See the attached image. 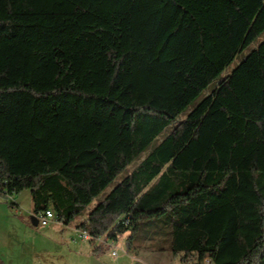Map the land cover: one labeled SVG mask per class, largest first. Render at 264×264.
<instances>
[{
	"label": "trees",
	"instance_id": "obj_1",
	"mask_svg": "<svg viewBox=\"0 0 264 264\" xmlns=\"http://www.w3.org/2000/svg\"><path fill=\"white\" fill-rule=\"evenodd\" d=\"M262 34L264 0H0V194L129 253L264 264V39L178 120Z\"/></svg>",
	"mask_w": 264,
	"mask_h": 264
},
{
	"label": "rangeland",
	"instance_id": "obj_2",
	"mask_svg": "<svg viewBox=\"0 0 264 264\" xmlns=\"http://www.w3.org/2000/svg\"><path fill=\"white\" fill-rule=\"evenodd\" d=\"M264 39V34L254 40L248 47H246L241 53H239L234 61L224 70V72L214 81L204 92L184 111L178 120H181L187 116V114L213 89H215L219 81L231 73V71ZM161 135L156 144L165 137V134ZM143 158V157H142ZM139 161L133 163L128 169L120 173L113 183L96 198L88 208L93 207L96 203L102 201L106 195L130 172L132 171ZM33 202L29 190H23L19 193H15L13 196L0 194V258L5 264H79L77 255L75 253V247L80 242H86V248L92 245H101L100 259L104 264H154L151 259L137 258L136 256L142 252H154L146 249H134V252L129 253L125 246V236L118 240L115 246H111L107 243L98 242L96 240H81L77 239V243H71V239L75 237L70 227L74 228L79 224L81 219L85 216H79L70 223V227L65 228L62 224L53 222L48 226H42L40 224L35 225L33 223L32 213ZM35 217V216H34ZM59 235L67 248L64 251H56L55 244L49 242L47 239L53 235ZM89 241V242H88ZM84 247V248H85ZM118 247V248H117ZM60 249V248H58ZM118 250V257L112 255V251ZM70 252H69V251ZM66 251V252H65ZM135 251L139 252L138 254ZM160 253V252H159ZM153 253V254H159ZM163 256L169 255V253L163 252ZM160 256V254H159ZM160 256L158 258V264H168L167 258ZM197 258H192L189 264H196ZM171 264H183L181 259H177Z\"/></svg>",
	"mask_w": 264,
	"mask_h": 264
},
{
	"label": "crops",
	"instance_id": "obj_3",
	"mask_svg": "<svg viewBox=\"0 0 264 264\" xmlns=\"http://www.w3.org/2000/svg\"><path fill=\"white\" fill-rule=\"evenodd\" d=\"M85 218H86V216H84L80 221L84 220ZM63 226L65 228H68L69 229L70 224L69 225H63ZM77 229H78V224L74 228H71L70 227V229H69L70 231H72L73 235H75V237L71 239V243H77L76 242L77 239H78V237L76 235ZM47 240L49 242L55 244L54 247H55L56 251H59V252L62 251L63 252L64 251V248L67 250V248H66V246L64 244L63 239L58 234L57 235L55 234L52 237H49ZM98 242L105 243L103 241H98ZM116 242L118 243V241H116ZM85 243L86 242H83V241L80 242L79 244H77V247H75V252H71V253H75L77 255V259L79 261V264H104L103 261L100 259L101 250L99 249V247L101 245L96 244V245L90 246L89 248H86L85 246H83V245H85ZM58 248H60V249H58ZM153 253L154 252H142V253H139V255H137L136 257L137 258H144V259H147V260L148 259H151V262H153L154 264H158L159 263L158 262V258H162L160 256H163L162 255L163 252H160V253L159 252H155V253H159L160 256H159V254H153ZM166 253H169V255H166V256H163V257H166L167 258L166 260H167L168 264L174 263L177 259H181V256H174L171 252H166ZM113 256L118 257V254L117 255H113ZM77 264H78V262H77ZM160 264H162V263H160Z\"/></svg>",
	"mask_w": 264,
	"mask_h": 264
},
{
	"label": "built area",
	"instance_id": "obj_4",
	"mask_svg": "<svg viewBox=\"0 0 264 264\" xmlns=\"http://www.w3.org/2000/svg\"><path fill=\"white\" fill-rule=\"evenodd\" d=\"M34 216L38 220V224H40L42 226H48V225H50L53 222L61 223L59 221L57 215L55 214V212L53 210H51V209H46V210L39 211L37 214H34ZM76 235L81 240H90L92 238L88 231L81 230V229H77ZM96 240L97 241H103V242H105L107 244L109 243L111 246H115V247H116V243H117L115 240H110L106 236H102L100 238H97ZM112 254L113 255H117L118 254V250L117 249L113 250ZM183 264H189V263H183ZM204 264H208V257L205 258Z\"/></svg>",
	"mask_w": 264,
	"mask_h": 264
},
{
	"label": "water",
	"instance_id": "obj_5",
	"mask_svg": "<svg viewBox=\"0 0 264 264\" xmlns=\"http://www.w3.org/2000/svg\"><path fill=\"white\" fill-rule=\"evenodd\" d=\"M32 220H33V223H34L35 225L38 224V220L36 219V217L33 216V219H32Z\"/></svg>",
	"mask_w": 264,
	"mask_h": 264
}]
</instances>
